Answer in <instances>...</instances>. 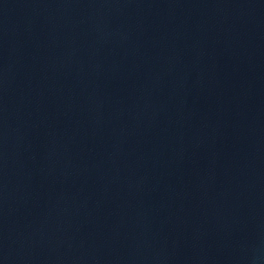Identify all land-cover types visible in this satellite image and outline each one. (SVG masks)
Here are the masks:
<instances>
[{"label":"water","instance_id":"obj_1","mask_svg":"<svg viewBox=\"0 0 264 264\" xmlns=\"http://www.w3.org/2000/svg\"><path fill=\"white\" fill-rule=\"evenodd\" d=\"M0 264H264V0H0Z\"/></svg>","mask_w":264,"mask_h":264}]
</instances>
